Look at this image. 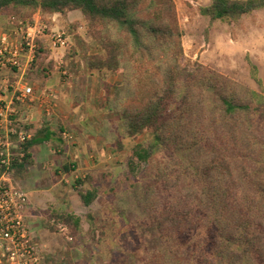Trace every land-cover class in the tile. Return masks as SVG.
<instances>
[{"label":"trees","instance_id":"16d2710c","mask_svg":"<svg viewBox=\"0 0 264 264\" xmlns=\"http://www.w3.org/2000/svg\"><path fill=\"white\" fill-rule=\"evenodd\" d=\"M199 10L211 21L236 23L264 10V0H211ZM74 11L99 49L85 70L123 76L105 85L101 108L118 119L100 125L103 147L131 150V157L116 186L96 188L88 176L73 187L86 208L118 191L129 198L133 211L124 200L116 208L131 245L92 213L51 219L93 244L99 264H264V97L211 68L187 65L174 0H0V18L26 25L36 14L44 20ZM37 43L26 80L37 61H48L47 44ZM36 70L48 80L53 69L39 62ZM54 134L42 126L23 146L24 161L11 168L16 183L34 165L29 151ZM136 137L142 140L124 142Z\"/></svg>","mask_w":264,"mask_h":264},{"label":"rangeland","instance_id":"374dc122","mask_svg":"<svg viewBox=\"0 0 264 264\" xmlns=\"http://www.w3.org/2000/svg\"><path fill=\"white\" fill-rule=\"evenodd\" d=\"M210 2L211 0H174L182 33L181 47L187 65L190 68L195 66L211 68L264 97V10L245 15L236 23L211 21L202 16L199 10ZM33 20L34 23L38 21L46 26L44 32L37 38V41L45 45L48 41L46 35L51 32H64L68 37L69 47L60 50L58 60L50 59L51 50L42 49L44 52L47 51L45 53L48 61L43 59L35 63L34 70L27 77V83L32 87L35 84L44 94L48 90L44 89L42 83L47 79L37 74V63L41 62L44 66L49 63L56 71H51L49 80L52 82H49L52 85L48 87L52 88L60 80L65 86L59 84L57 90H64L68 94L65 102L59 104L55 97L56 93L52 91L53 109L55 114H57L55 109H59L62 115L72 118L75 127H71L69 132L74 138V143L65 147L56 143L57 141L43 143L40 149L44 154L42 160L44 168L43 165L30 167L26 172L28 183L25 180L15 183L28 194L27 223L38 244L43 264H99L100 254L94 245L87 243L81 236L73 237L68 227L66 233L61 232L52 220V215L73 211L72 213L76 212L78 213L76 215L84 217L92 213L107 226L110 233L112 232L110 225H115L114 232L119 234V241L124 247L131 245L125 231V214L116 207L124 200L131 204L133 211L135 208L133 202L118 191L115 197L100 196L91 207L86 208L73 187L77 179L86 185L88 176L93 178L90 184L96 188L104 185L113 187L126 172V160L131 157V150L116 153L106 150L103 147L104 139L99 134L101 124L109 122V126H112L111 122L118 119L117 115H108L101 108L105 85L120 83L123 76L120 71L112 74L85 70L86 63L99 49L80 12H71L70 22L61 16L52 19V22L48 18L43 20L38 14L34 15ZM12 31L13 26L9 24L8 18L0 19V34H10ZM36 51H39V48ZM41 57L46 58L42 55ZM58 63L61 70H66L71 75L69 80L63 78L55 69ZM70 63L73 66L72 72L69 68ZM252 67H255V70ZM57 74L59 78L56 77L57 81L54 82L53 77ZM5 75L7 74H0V82ZM32 110L30 114L36 112ZM37 130H40V127ZM79 133L83 134L82 138L78 136ZM140 140L141 137L133 140L125 138L124 142L130 146ZM66 165H71L68 171L64 169ZM34 182H37L36 186L33 185ZM26 187L30 188L29 192ZM46 223L50 228L45 225ZM87 228L85 224V229ZM114 250L118 251V246H115Z\"/></svg>","mask_w":264,"mask_h":264},{"label":"built area","instance_id":"2783aa9c","mask_svg":"<svg viewBox=\"0 0 264 264\" xmlns=\"http://www.w3.org/2000/svg\"><path fill=\"white\" fill-rule=\"evenodd\" d=\"M8 22L13 31L0 34V74L11 73L17 80L10 84L5 78L0 84V264H42L38 244L27 223L28 194L16 185L11 168L24 161L28 151L23 146L34 137V130L29 128L32 105L37 102L44 116L43 122L38 123L40 127L55 115L53 92L35 91L26 80L27 71L36 59L37 38L46 26L38 22L26 25L14 17ZM46 36L51 53L59 54L69 47L64 32ZM55 69L63 78L70 79L71 75L61 70L59 63ZM61 137L66 146L74 143L67 129L62 130ZM56 226L61 232H67L65 225Z\"/></svg>","mask_w":264,"mask_h":264},{"label":"crops","instance_id":"0c3cea01","mask_svg":"<svg viewBox=\"0 0 264 264\" xmlns=\"http://www.w3.org/2000/svg\"><path fill=\"white\" fill-rule=\"evenodd\" d=\"M57 17H60L59 15H54V16H52V17H50V18H48V20H50L51 22H52V19H56ZM68 22H70V20H71V13L70 14H68L67 15V17H64ZM0 19H2V18H0ZM36 22H38V21H36ZM52 58H55V60H58L57 58H59L58 57V54H56L55 52H52V55L50 56V59H52ZM53 71H55V70H53ZM56 72V71H55ZM57 77V79L59 78V75L57 74V75H55L54 77H53V81L55 82V78ZM5 78H7L8 80H9V82L12 84H14L15 82H16V78H15V76H13L11 73H8L7 75H5L4 76V78H3V80L5 79ZM50 79V78H49ZM46 80L44 83H43V85H44V89H46V90H51V91H53L54 93H56L55 94V97H57V102L59 103V104H61V103H64L65 102V100L67 99V94L68 93H66L64 90H57L58 88H59V84H61V82H60V80H56L57 82H58V84H56L55 86L53 85L52 86V88H49L48 86H50V85H52L51 84V80ZM3 80L0 82V84H2V82H3ZM49 81H51V82H49ZM35 88L34 89H37V86L34 84L33 85ZM61 86L62 87H64L65 85L64 84H61ZM59 91V92H58ZM66 93V94H65ZM61 95V96H60ZM35 108H36V110H35ZM34 110V111H36V112H33L32 114H30V116H31V122H30V124H32V129L34 130V132H36L37 131V128H39L40 126H39V122H43V118H44V116H43V114L41 113V108L38 106V103L36 102V103H34L33 105H32V107H31V110ZM32 110V111H33ZM56 111H57V114H55V112H54V117L50 120V121H47V123H45L44 122V126L45 127H47L51 132H53V133H55L56 134V136H55V134H54V137L52 138V140H50L49 142L50 143H52V142H54V141H57L56 143H58V144H60L61 142L58 140V138H59V132H58V126H62L64 129H67V130H69L70 131V129H71V127H75V124H73V122L71 121V119L72 118H70L69 116H66V115H62L61 113H60V111H58L57 109H55ZM87 134V133H86ZM78 136L80 137V138H82L83 137V134H81V133H79L78 134ZM43 144V143H42ZM37 145V146H35L32 150H30L29 151V153L32 155V157H33V161H34V165L32 166V167H36V166H42L43 168H44V163H42V160H44V157H43V151L40 149V148H42L43 147V145ZM50 151H54V149H50ZM49 151V152H50ZM76 160V159H75ZM39 162V163H38ZM46 164H47V162H46ZM74 167L76 166V165H73ZM27 183H28V177L26 176L25 177V179H24ZM36 181V180H35ZM23 182V181H22ZM36 183L37 182H34V184L33 185H35L36 186ZM27 188V191H28V189H30V188H28V187H26ZM29 192V191H28ZM72 211V210H71ZM73 212V211H72ZM75 214H78V213H76L75 212Z\"/></svg>","mask_w":264,"mask_h":264}]
</instances>
